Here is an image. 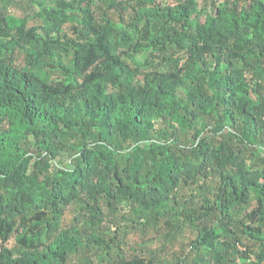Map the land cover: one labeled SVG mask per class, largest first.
<instances>
[{
    "label": "trees",
    "instance_id": "1",
    "mask_svg": "<svg viewBox=\"0 0 264 264\" xmlns=\"http://www.w3.org/2000/svg\"><path fill=\"white\" fill-rule=\"evenodd\" d=\"M23 1L0 0V264H264V0Z\"/></svg>",
    "mask_w": 264,
    "mask_h": 264
},
{
    "label": "rangeland",
    "instance_id": "2",
    "mask_svg": "<svg viewBox=\"0 0 264 264\" xmlns=\"http://www.w3.org/2000/svg\"><path fill=\"white\" fill-rule=\"evenodd\" d=\"M20 4V7H13V8H10V11H9V14L13 17H17V18H21L23 16H25L28 12H27V7L25 5V2L23 0H17ZM166 1L167 3H172L173 0H164ZM110 16L113 20L115 21H118L120 19V15L119 14H115V13H110ZM125 20H128L129 21V18L131 17V14L130 12L126 11L123 16H122ZM36 24V20L31 18V17H28V20H27V28L29 27H32L33 25ZM70 34V32H69ZM70 220H71V214L70 213H67L65 215V219H64V223H63V226L64 227H67L69 224H70ZM137 240L134 239V237L131 238V242L135 243ZM151 247L152 249H154L156 252H158V257H167L168 253L167 251L165 250H162V243L158 241V239L153 242L151 244Z\"/></svg>",
    "mask_w": 264,
    "mask_h": 264
}]
</instances>
